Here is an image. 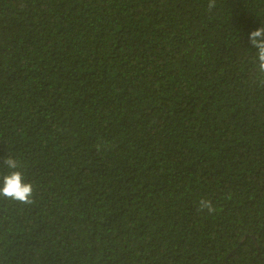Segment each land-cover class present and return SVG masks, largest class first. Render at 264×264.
Listing matches in <instances>:
<instances>
[{
  "label": "trees",
  "instance_id": "trees-1",
  "mask_svg": "<svg viewBox=\"0 0 264 264\" xmlns=\"http://www.w3.org/2000/svg\"><path fill=\"white\" fill-rule=\"evenodd\" d=\"M208 3L0 0V178L34 189L0 264H264V0Z\"/></svg>",
  "mask_w": 264,
  "mask_h": 264
},
{
  "label": "clouds",
  "instance_id": "clouds-1",
  "mask_svg": "<svg viewBox=\"0 0 264 264\" xmlns=\"http://www.w3.org/2000/svg\"><path fill=\"white\" fill-rule=\"evenodd\" d=\"M215 7L216 0H209V10ZM248 41L250 45L256 49L254 60L257 64V72L259 74L257 83L261 87H264V26L252 30L248 35ZM3 162L7 168L12 171L0 178V180H2V183H0V197L31 205L34 202L33 185L29 182H25L24 173L19 170L21 167L20 163L12 157L4 159ZM197 210H207V212L213 213L215 208L210 200L201 199L198 203Z\"/></svg>",
  "mask_w": 264,
  "mask_h": 264
}]
</instances>
